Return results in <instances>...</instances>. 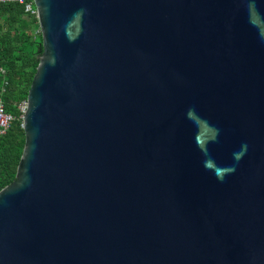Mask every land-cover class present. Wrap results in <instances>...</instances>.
Returning <instances> with one entry per match:
<instances>
[{
    "label": "water",
    "instance_id": "water-1",
    "mask_svg": "<svg viewBox=\"0 0 264 264\" xmlns=\"http://www.w3.org/2000/svg\"><path fill=\"white\" fill-rule=\"evenodd\" d=\"M0 264H264V0H34Z\"/></svg>",
    "mask_w": 264,
    "mask_h": 264
},
{
    "label": "trees",
    "instance_id": "trees-1",
    "mask_svg": "<svg viewBox=\"0 0 264 264\" xmlns=\"http://www.w3.org/2000/svg\"><path fill=\"white\" fill-rule=\"evenodd\" d=\"M37 29V19L26 15L22 5L0 3V67L7 82L2 101L5 111L13 115L15 105L26 100L39 62L41 35ZM12 124L0 137V190L14 180L24 146L21 122Z\"/></svg>",
    "mask_w": 264,
    "mask_h": 264
},
{
    "label": "built area",
    "instance_id": "built-area-1",
    "mask_svg": "<svg viewBox=\"0 0 264 264\" xmlns=\"http://www.w3.org/2000/svg\"><path fill=\"white\" fill-rule=\"evenodd\" d=\"M0 3H17L23 6L24 13L30 17L37 19V12L34 5V0H0ZM37 33H40L37 29ZM5 71L0 67V137L5 135V133L10 129V126L15 121L21 122V128L23 124V117L26 108V100L15 105L16 114H10L5 111V105L2 101V94L5 91L7 82L4 79Z\"/></svg>",
    "mask_w": 264,
    "mask_h": 264
},
{
    "label": "rangeland",
    "instance_id": "rangeland-1",
    "mask_svg": "<svg viewBox=\"0 0 264 264\" xmlns=\"http://www.w3.org/2000/svg\"><path fill=\"white\" fill-rule=\"evenodd\" d=\"M35 32L37 33V30ZM12 126H14V125L12 124Z\"/></svg>",
    "mask_w": 264,
    "mask_h": 264
}]
</instances>
